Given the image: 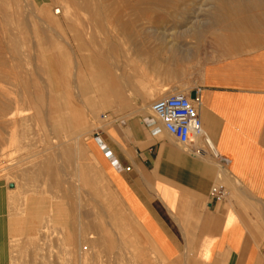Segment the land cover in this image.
I'll return each mask as SVG.
<instances>
[{
  "label": "rangeland",
  "instance_id": "1",
  "mask_svg": "<svg viewBox=\"0 0 264 264\" xmlns=\"http://www.w3.org/2000/svg\"><path fill=\"white\" fill-rule=\"evenodd\" d=\"M88 1H92L88 8L70 2L71 15L64 13L58 0H26V3L20 0L22 9L12 4L5 11L0 6V188L6 192L8 220L11 221L4 264H167L145 239L133 236L129 217L87 149L88 140H98L104 126L120 121L110 113L108 103L117 87L107 88V75L116 79L113 75L118 68L125 75L144 78L148 84L155 85L157 92L145 97L151 115L150 108L155 101L187 92L182 88L179 92L171 91L170 79L181 73L197 72L198 51L203 44L200 39L206 35L202 33L211 24H218L223 12L217 6L218 0H170L172 7L165 8L167 11L132 12L120 6L118 20L108 23L100 0ZM44 4L51 5L49 17L41 10ZM57 11L63 12L57 14ZM100 11L104 19L92 17ZM72 15L76 16L73 21ZM50 18L55 21L48 22ZM90 19H93L91 23ZM102 20L106 22L103 25ZM182 33L184 38L181 39ZM167 43L182 52L191 48L192 54L181 52L178 59H172L168 53L172 46ZM139 47L151 56L160 55L157 62L150 61L149 56L141 58L132 53L130 48ZM96 54L105 60L106 73L102 74L100 67L91 68L89 59ZM62 58L65 70L60 68ZM155 64L156 71L147 70ZM98 75L103 84L95 79ZM100 92L108 96L107 99H102ZM125 97L136 98L133 94ZM12 111L13 117L16 115L14 119ZM71 111L81 113L82 119L85 117L88 131L82 136L79 135L82 132L67 130L74 120ZM77 149L85 150H79L84 153L80 156L82 159ZM87 152L92 160L94 158L96 167L89 164ZM92 168L102 172V177L99 176L103 182L90 181ZM80 170L84 175L87 173V179L78 177ZM12 184L14 188H10ZM79 222L85 229L82 230L84 243L89 242L86 245L88 260L81 258L80 246L72 245L73 239L81 237ZM136 239L140 241L138 244H134Z\"/></svg>",
  "mask_w": 264,
  "mask_h": 264
},
{
  "label": "crops",
  "instance_id": "2",
  "mask_svg": "<svg viewBox=\"0 0 264 264\" xmlns=\"http://www.w3.org/2000/svg\"><path fill=\"white\" fill-rule=\"evenodd\" d=\"M236 13L205 28L197 72L169 82L171 91L196 94L213 151L203 139L185 147L161 124L147 127L149 102L140 95L156 93V86L118 68L112 74L117 82L107 88L117 87L119 96L108 105L120 121L100 128L98 140H88L138 226L131 229L167 264H264V16ZM223 20L231 27L222 26ZM130 94L136 98L125 97ZM214 188L224 196L214 197ZM6 198L0 188V264L11 222Z\"/></svg>",
  "mask_w": 264,
  "mask_h": 264
},
{
  "label": "bare ground",
  "instance_id": "3",
  "mask_svg": "<svg viewBox=\"0 0 264 264\" xmlns=\"http://www.w3.org/2000/svg\"><path fill=\"white\" fill-rule=\"evenodd\" d=\"M38 2H40V1H38ZM52 2V1H51ZM70 2H72V3H74V5H78V6H84V7H86V8H88L90 5H91V2H89L88 0H58V4H60L61 5V8H62V10L64 11V13L66 14V15H71V13L70 12H73V11H71L72 9H71V6H70ZM97 2H99V1H95V3H97ZM181 2V1H180ZM215 2V1H214ZM25 3H26V0H25ZM35 4H36V2H34ZM33 3V4H34ZM43 3H45V2H43ZM94 3V4H95ZM99 3H101L100 5L101 6H103L106 10H105V12H103L105 15H103V14H101L102 12L100 11V13H97L96 14V16H92V17H95V19H99V18H103V16H105V19H106V22H108V23H111V22H113V21H115V20H118L117 18H118V16H117V14H118V9H120V6H123V7H126V8H130L131 10H132V12H135V11H141V10H143V9H146V10H150V9H158V11H159V9H161L160 11H162V9H167L169 6H170V8L172 7L171 6V4H170V0H100V2ZM211 3H213V2H211ZM12 4H15L16 5V7L18 8L19 7V9L22 7L21 5H20V0H0V6L4 9V11L5 10H7L8 8H10V6H12ZM191 4V3H190ZM189 4V5H190ZM217 6H219L221 9H220V11H222L223 13H226V12H234L233 14H235L236 12L237 13H239V14H241L240 12H245L246 10H248V9H250V11H256V13H260L261 14V11H263L264 12V0H254V1H250L249 0V2H247L246 0L244 1V0H218V2H217ZM194 5V4H193ZM195 5H198V4H196V2H195ZM194 5V6H195ZM21 6V7H20ZM95 6V5H94ZM176 6V5H175ZM24 7V6H23ZM202 7V6H201ZM200 7V8H201ZM55 8V7H54ZM91 8V7H90ZM199 8V9H200ZM203 8V7H202ZM12 9V8H11ZM18 9V10H19ZM22 9V8H21ZM60 9V8H59ZM58 9V10H59ZM100 9V8H99ZM165 9V10H166ZM196 9V8H195ZM38 10V9H37ZM41 10H44L45 12L44 13H46L47 15H48V17L51 15V13H52V10H51V5H49V4H44V6L41 8ZM41 10H39V12L41 11ZM93 10V9H92ZM168 10V9H167ZM166 10V11H167ZM205 10V9H204ZM63 11H57L56 13L57 14H59V13H61V12H63ZM103 11V10H102ZM31 12V11H30ZM38 12V11H37ZM38 12V13H39ZM43 12V11H42ZM205 12V11H204ZM262 12V13H263ZM187 13V12H186ZM193 13H194V11H193ZM203 13V12H202ZM201 13V14H202ZM221 14V15H223L224 16V14ZM230 13V14H231ZM236 13V15L237 16H239L238 14ZM18 14V13H17ZM233 14H231V15H233ZM103 15V16H102ZM189 15H191V14H189ZM198 15H199V13H198ZM226 15V14H225ZM245 15V14H244ZM256 15H258V14H256ZM245 16H247V13H246V15ZM248 16H249V14H248ZM253 16V15H252ZM259 16V15H258ZM261 16V15H260ZM259 16V17H260ZM263 16H264V14H263ZM37 17V16H36ZM73 17H76L75 15H72V17L70 16V18H72V21L74 20L73 19ZM177 17H179V15L177 16ZM190 17H192V16H190ZM202 17V16H201ZM213 17V16H212ZM216 17V16H215ZM240 17H243L242 15L240 16ZM255 17H257V16H254V18ZM188 18V17H187ZM194 18V17H193ZM197 18H199V16L197 17ZM196 18V19H197ZM238 18V17H237ZM262 18V17H261ZM67 19V18H66ZM104 19V18H103ZM239 19H241V18H239ZM256 19V18H255ZM39 20V19H38ZM163 20V19H162ZM219 20V19H218ZM236 20V19H235ZM257 20V19H256ZM259 20V19H258ZM40 21V20H39ZM42 21V20H41ZM53 21H55L54 19H49L48 20V22H50V23H52ZM60 21V20H59ZM93 21V19L91 20L90 19V23ZM103 21V23H102V25L103 24H105L106 22H104V20H102ZM182 21V20H181ZM261 21V20H260ZM163 22V21H162ZM178 22H180V21H178ZM188 22H190V21H188ZM201 22V21H200ZM218 22V21H217ZM222 23V26H224L225 28H229V27H231L230 25L232 24H230L229 22H226V20H223V21H221ZM226 22V23H225ZM259 22V21H258ZM257 22V24H259ZM79 23V22H78ZM89 23V24H90ZM165 23V22H164ZM193 23V22H192ZM196 23H198V22H196ZM203 23V22H202ZM201 23V24H202ZM208 23V22H207ZM225 23V24H224ZM45 24V23H44ZM43 24V25H44ZM200 23H198V25H199ZM200 24V25H201ZM204 24V23H203ZM210 24V23H209ZM235 24H236V22H235ZM46 25V24H45ZM242 25V24H241ZM247 25H248V23H247ZM261 25H262V23H261ZM168 26V25H167ZM192 26V25H191ZM203 26V25H202ZM202 26H200V27H202ZM249 26V25H248ZM251 26V25H250ZM249 26V27H250ZM263 26V25H262ZM16 27V26H15ZM196 27H197V25H196ZM199 27V26H198ZM234 27V26H233ZM252 27V26H251ZM97 28V27H96ZM260 28V27H259ZM233 29V28H232ZM236 29V28H235ZM235 29H234V32H235ZM261 29V28H260ZM16 30V29H15ZM187 30V29H186ZM186 30H184V32L186 31ZM199 30V29H198ZM223 30V29H222ZM237 30H239L238 28H237ZM243 30H245L244 28L242 29V31ZM248 30V32H249V29H246V31ZM252 30V29H251ZM264 30V29H263ZM11 31V30H10ZM189 32H190V28H189V30H188ZM193 31V30H192ZM224 31V30H223ZM232 31V30H231ZM240 31H241V29H240ZM98 32V31H97ZM149 32V31H148ZM195 32V31H194ZM225 32V31H224ZM254 32H255V30H254ZM157 33V32H156ZM161 33V32H160ZM173 34L175 33V32H172ZM181 33V32H180ZM179 33V34H180ZM192 33V32H191ZM210 33H211V31H210ZM238 33V32H237ZM241 33V32H240ZM244 33V32H243ZM264 33V32H263ZM262 33V34H263ZM163 34V33H162ZM167 34V32L165 33V35ZM178 34V35H179ZM193 34V33H192ZM228 34V33H227ZM226 34V35H227ZM242 34V33H241ZM6 35V34H5ZM76 36H77V34H75ZM154 35H155V33H154ZM168 35H169V33H168ZM171 35V34H170ZM170 35H169V38H173V40H174V37L172 36V37H170ZM177 34H176V36H178ZM233 35V34H232ZM260 35V34H259ZM264 35V34H263ZM175 36V35H174ZM181 36V35H180ZM186 37H188L189 36V34H187V35H185ZM238 36V35H237ZM10 37V36H9ZM159 37V36H158ZM185 37V38H186ZM207 37V36H206ZM234 37V36H233ZM239 37V36H238ZM246 37H247V35H246ZM163 38V37H162ZM164 38H166V42H167V39H168V37L167 36H165ZM178 38H180V37H178ZM178 38H177V41H178ZM182 38H184L183 37V33H182V36H181V39ZM251 38H253V35H252V37ZM257 38H259V37H257ZM14 39V38H13ZM159 39H161V38H159ZM247 39V38H246ZM245 39V40H246ZM170 40H172V39H170ZM169 40V41H170ZM175 40H176V38H175ZM196 40V39H195ZM198 40V39H197ZM225 40H227L226 38H225ZM235 40V39H234ZM161 41V40H160ZM177 41H175L174 43L176 44L177 43ZM189 41V40H188ZM201 41V40H200ZM229 41V40H228ZM242 41V40H241ZM249 41V40H248ZM255 41V40H254ZM18 42V41H17ZM165 42V41H164ZM172 42V41H171ZM170 42V43H171ZM219 42V41H218ZM264 42V41H263ZM65 43H67V42H65ZM169 43V42H168ZM167 43V44H168ZM174 43H171L172 45L174 44ZM187 43V42H186ZM194 43V42H193ZM243 43V42H242ZM256 43V42H255ZM171 44H168L169 45V47H170V45ZM189 44V43H188ZM222 44V43H221ZM247 44V43H246ZM248 44H249V42H248ZM260 44V43H259ZM264 44V43H263ZM69 45V44H68ZM171 45V46H172ZM182 45V44H181ZM193 45V44H192ZM192 45H191V47H192ZM242 45V44H241ZM251 45V44H250ZM174 46V45H173ZM173 46L172 47H170V48H168L169 49V55H170V58H172V59H178L177 58V55H179V53H181L182 52V50H177V49H174L173 48ZM197 46V45H196ZM195 46V47H196ZM227 46H229L228 45V43H227ZM227 46H225V47H227ZM231 46V45H230ZM234 46V45H233ZM71 47V46H70ZM134 47V46H133ZM175 47V46H174ZM190 47V46H189ZM242 47V46H241ZM253 47V46H252ZM16 48V47H15ZM112 48V47H111ZM197 48H198V46H197ZM196 48V49H197ZM251 48V47H250ZM249 48V49H250ZM72 49V48H71ZM131 50H132V53H134L135 55H138V56H142L141 58H143V56H149V59H151V60H155L156 62H157V60H158V56H160V55H153V56H151V55H149L147 52H146V49L144 50V49H142V48H136V49H132V48H130ZM184 49H186V48H184ZM188 49V48H187ZM128 50V49H127ZM192 49L190 48V51H188V52H191L190 54H192V51H191ZM59 51V50H58ZM112 51V50H111ZM111 51L109 52V53H111ZM129 51V50H128ZM198 51V50H197ZM246 51H248V49L246 50ZM252 51V50H251ZM17 52V51H16ZM183 52H184V54L185 53H187L188 54V52H186L185 50H183ZM183 52H182V54H183ZM245 52V51H244ZM97 53V52H96ZM130 53V52H129ZM168 53H165V54H168ZM100 54V53H99ZM183 54V55H184ZM196 54V53H195ZM63 55V54H62ZM68 55V54H67ZM102 56H104V55H102ZM181 56V55H180ZM187 56V55H186ZM189 56V55H188ZM192 56V55H191ZM64 57V56H63ZM66 57V56H65ZM168 59H169V57L168 56H166ZM1 58V57H0ZM90 58V57H89ZM180 58V57H179ZM183 58V57H182ZM181 58V59H182ZM194 58V57H193ZM90 60V65L92 66H90L91 68H101V70H102V74H103V72L105 71V73H106V69H105V63H104V61H103V58H100L97 54L96 55H94V56H92L91 57V59H89ZM145 60V59H144ZM148 60V59H147ZM183 60V59H182ZM172 61H174V60H172ZM190 61V60H189ZM60 62H61V64H60V68H62V69H64V66H63V58H62V60H60ZM184 62V61H183ZM193 62V61H192ZM173 63V62H172ZM180 64V63H179ZM144 65V64H143ZM174 65H175V63H174ZM181 65V64H180ZM188 66H189V64H188ZM146 67V66H145ZM156 64H155V66H148L147 67V70L149 69V70H151L152 69V71L153 70H155L156 71ZM78 68V67H77ZM99 68V69H100ZM103 68V69H102ZM184 69H185V67H184ZM183 69V70H184ZM65 70V69H64ZM78 70V69H77ZM182 70V71H183ZM2 71V70H1ZM108 72V71H107ZM146 72V71H145ZM184 72V71H183ZM66 74V73H65ZM64 75V74H63ZM1 76V75H0ZM101 76V75H100ZM176 76V75H175ZM174 76V77H175ZM95 77V76H94ZM71 78V77H70ZM97 78L99 79V80H97ZM98 82H99V84H103V79H102V77H100L99 78V75H98V77H96L95 78ZM114 78H110V77H108V75H107V78H106V82H107V85H112L113 84V82H117V79H114ZM142 86V85H141ZM9 87V86H8ZM26 88V87H25ZM68 90V89H67ZM70 90V89H69ZM156 90V89H155ZM72 91V90H71ZM68 92V91H67ZM106 92V91H105ZM71 92H69V94H70ZM101 93V92H100ZM108 93V92H107ZM25 94V93H24ZM61 94V93H60ZM71 96H72V94H70ZM76 95V94H75ZM102 95V96H101ZM101 98L102 99H104V98H106L107 99V97H106V95H103V93H101ZM24 96V95H23ZM61 96V95H60ZM119 96V94L116 92V94L114 95V96H111V102H112V99H115V98H117ZM144 96V95H143ZM147 96H149L148 94L147 95H145L144 97H147ZM27 97V96H26ZM67 97V96H66ZM156 97V96H155ZM25 98V97H24ZM62 98V97H61ZM64 98V97H63ZM70 98L71 97H69L67 100H69L70 101V105H71V100H70ZM99 98V97H98ZM28 100V99H27ZM61 100V99H60ZM66 100V101H67ZM105 100V99H104ZM64 101V100H63ZM110 102V103H111ZM112 104V103H111ZM59 106V105H58ZM113 107V106H112ZM111 108V107H110ZM116 108V107H115ZM19 112V111H18ZM25 112V111H24ZM23 113V112H22ZM71 113H72V115H73V121H71L70 122V125H69V127H68V132L69 133H74L75 131L77 132H82V133H79V135L80 136H82L81 134H83L84 132L86 133L88 130V126L87 125H85L86 123L84 122V118L85 117H83V119H82V116L83 115H81V113H78L77 114V112H72L71 111ZM15 113L12 111L11 112V117L14 119V117L16 116H14L13 117V115H14ZM24 115V114H23ZM23 115H21V116H23ZM25 117V116H24ZM8 118H10V115L8 116ZM78 118V119H77ZM87 118V117H86ZM83 121V122H82ZM85 121H87L86 119H85ZM62 129H63V127H62ZM66 130V131H67ZM77 134V133H76ZM83 137H84V135H83ZM82 137V138H83ZM91 137V136H90ZM77 139V138H76ZM78 140V139H77ZM81 140V139H80ZM82 141V140H81ZM78 142V141H77ZM81 143V142H80ZM79 143V144H80ZM210 147L212 148V145H211V143H210ZM88 149V148H87ZM78 150V157L79 158H81L80 156L83 154L84 155V151H83V149H77ZM79 150H82L83 152H82V154H81V152L79 151ZM77 153V152H76ZM87 155L89 156V159H88V161H90L89 162V164H91L92 165V167L93 166H97L96 165V163H93V161H94V158H93V160L91 159L92 157H91V154H89L88 152H87ZM77 156V155H76ZM78 157H77V161H78ZM83 158H84V156H83ZM82 159V158H81ZM86 159V158H85ZM96 162V161H95ZM88 163V162H87ZM88 166H90V165H88ZM81 167V166H80ZM91 167V166H90ZM81 169V168H80ZM91 169V168H90ZM100 169V168H99ZM83 170H84V168H83ZM97 170H98V168H97ZM81 171V170H80ZM79 171V172H80ZM84 172H85V170H84ZM84 172H80L79 173V175H78V177H82V178H86L88 175H87V173L84 175ZM91 172V175H89L90 177H91V179H90V181L92 182V180L94 181V180H97V181H102L103 182V179L101 178L102 177V172H99V171H97L96 172V170H94L93 168H92V170L90 171ZM41 173H45V172H42L41 171ZM89 173V172H88ZM99 174L101 175V177L99 176ZM104 175V174H103ZM89 177V178H90ZM106 177V176H105ZM87 179V178H86ZM106 179V178H105ZM104 179V180H105ZM87 181V180H86ZM14 184V183H13ZM105 185V184H104ZM106 185H108V184H106ZM92 186V185H91ZM109 186V185H108ZM16 188V187H15ZM92 188H94V187H92ZM96 188V187H95ZM94 188V189H95ZM109 188H110V186H109ZM108 188V189H109ZM93 189V190H94ZM96 190H99V186H97V188H96ZM106 190H107V187H106ZM105 190V191H106ZM101 191V190H100ZM110 191V190H109ZM107 192V191H106ZM111 192V191H110ZM94 193H96L97 194V192H94ZM102 193H103V191H102ZM112 193V192H111ZM113 194V193H112ZM99 195H100V193H99ZM103 195V194H102ZM105 195H108V193H105ZM97 196V195H96ZM114 196V195H113ZM110 197V196H109ZM116 197V196H115ZM103 199H105V198H103ZM118 199V198H117ZM119 200V199H118ZM117 200V201H118ZM108 201V200H107ZM122 209V208H121ZM79 210H80V208H79ZM83 213V212H82ZM122 213V212H121ZM127 213V212H126ZM129 214V213H128ZM129 216V215H128ZM83 217V216H82ZM131 217V216H130ZM131 220H132V218H131ZM80 221H82V220H80ZM129 221H130V219H129ZM128 220H127V222H129ZM75 223H76V221H75ZM80 223L81 222H79V226H80ZM86 224V223H85ZM84 224V225H85ZM128 224H130V225H135L137 228H134L133 226V228L134 229H138V226L136 225V223H132V221L130 222V223H128ZM87 225V224H86ZM89 225V224H88ZM82 226H83V224H82ZM118 226V225H117ZM100 227V226H99ZM124 227V226H123ZM130 227V226H129ZM82 228V229H81ZM84 227H81L80 226V229H81V232H79V234L81 235V237L79 236L77 239H73V241H72V245L73 246H75L76 244V246H80V252H79V254H80V256H81V258L83 259V260H86L87 259V257H88V252H87V250H86V245L89 243L88 241H87V243H84V236H82V230L84 231L85 229H83ZM86 228V227H85ZM125 228V227H124ZM75 230H76V228H74ZM119 229H120V227H119ZM129 229V228H128ZM121 230V229H120ZM80 231V230H79ZM131 231V230H130ZM133 231V236H135V238H136V236L138 237V234L136 233V231H138V230H136L135 232H134V230H132ZM73 235V234H72ZM75 235V234H74ZM93 236V235H92ZM125 236V235H124ZM123 236V237H124ZM132 236V237H133ZM139 238V237H138ZM44 239V238H43ZM130 239V238H129ZM140 239V238H139ZM90 240V239H89ZM92 240V239H91ZM131 241H133L132 240V238H131ZM130 241V242H131ZM140 242L139 240H137L136 239V241L135 242ZM86 242V241H85ZM112 242V241H111ZM126 242V241H125ZM129 242V241H128ZM134 242V241H133ZM133 242H132V244H133ZM138 242L137 243H134V244H138ZM40 248V247H39ZM10 252V251H9ZM15 252V251H14ZM31 252V251H30ZM37 252H38V250H37ZM87 252V253H86ZM42 253V252H41ZM46 256H47V254H46ZM45 256V257H46ZM14 258V257H13ZM82 260V261H83ZM88 260V259H87ZM50 261V260H49ZM146 261V260H145ZM14 262V261H13ZM15 262H17V261H15ZM14 262V263H15ZM100 262V261H99ZM86 263V262H85Z\"/></svg>",
  "mask_w": 264,
  "mask_h": 264
},
{
  "label": "built area",
  "instance_id": "4",
  "mask_svg": "<svg viewBox=\"0 0 264 264\" xmlns=\"http://www.w3.org/2000/svg\"><path fill=\"white\" fill-rule=\"evenodd\" d=\"M150 110L151 115L144 121L147 127L151 128L161 124L167 133L185 147L191 146L192 142L197 139H203L206 146L213 151L204 131L196 101L192 100L189 95L172 94L155 101ZM107 155L112 157L111 152ZM212 195L223 197L224 193L214 188Z\"/></svg>",
  "mask_w": 264,
  "mask_h": 264
},
{
  "label": "water",
  "instance_id": "5",
  "mask_svg": "<svg viewBox=\"0 0 264 264\" xmlns=\"http://www.w3.org/2000/svg\"><path fill=\"white\" fill-rule=\"evenodd\" d=\"M191 99H192V100H195V99H196V94H195V93H193V94L191 95ZM10 188H14V185H13V184L10 185Z\"/></svg>",
  "mask_w": 264,
  "mask_h": 264
}]
</instances>
